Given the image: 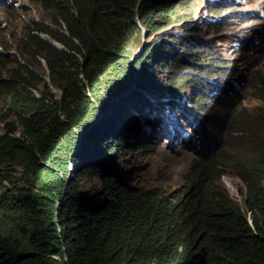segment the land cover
<instances>
[{
	"label": "trees",
	"instance_id": "trees-1",
	"mask_svg": "<svg viewBox=\"0 0 264 264\" xmlns=\"http://www.w3.org/2000/svg\"><path fill=\"white\" fill-rule=\"evenodd\" d=\"M33 1L51 11V21L58 29L33 19L22 36L21 48L27 57L46 63L48 77H36L47 95L23 96L24 70L17 69L12 81L0 79V89H7L8 109L17 122L0 131V264H264V133L253 122L239 117L232 121L239 97L231 91L232 84L256 66V60L247 56L244 70L232 68L225 83L217 82L216 104L197 113L194 120L208 126L221 146L197 150L177 197L170 200L157 187L124 186L106 173L117 155L140 151L153 142V135L136 121L146 117L141 110L147 102L91 127L87 146H83V134L78 151H69L74 164L70 180L43 187L47 191L41 192L36 187L47 185L46 178L53 172L44 162L52 165L55 151L88 114L91 101L86 88L97 94L100 79L106 82L105 73L120 68L113 63L127 55L124 40L139 29L137 19L151 20L149 30L162 24L175 6L171 0ZM158 9L160 16L155 17ZM171 41L152 45L145 54L155 52L157 58L163 55L165 62L176 65L180 60L210 65L176 58L177 47ZM137 53L132 63L142 73L151 57L144 54L136 60ZM185 68L191 72L190 65ZM32 70V64H26L25 71L30 74ZM205 72L201 70L198 76L208 79ZM190 74L195 75L180 73L165 84L170 89L180 87V79L188 76L184 82L196 90V101L201 100L198 82ZM260 79L261 85L252 81L250 87L259 86L264 96V77ZM141 81L148 90L163 86L154 74L147 73ZM54 88L61 91L60 97L51 96ZM136 96L118 106L138 102ZM148 112L155 119L156 110ZM258 121L264 122V116ZM228 164L246 184L245 207L222 181ZM91 174L99 178L100 188L81 190V182Z\"/></svg>",
	"mask_w": 264,
	"mask_h": 264
},
{
	"label": "rangeland",
	"instance_id": "rangeland-1",
	"mask_svg": "<svg viewBox=\"0 0 264 264\" xmlns=\"http://www.w3.org/2000/svg\"><path fill=\"white\" fill-rule=\"evenodd\" d=\"M175 8L170 16L162 23L153 25L154 28L148 30V26L153 24L150 21L139 20V29H134L133 33L124 40L127 55L119 62L113 63L118 66L117 72H106L104 76L106 82L100 79L99 90L96 93L89 92L91 104L88 114L83 117V123L78 125L67 137L61 149H57L56 156L51 157L52 165L44 162L43 165L49 166L51 172L47 178V185L37 186L41 192L47 191L44 188L60 186L63 181L70 180L69 163L71 156L69 151H73L80 138L83 137V146H87V140L91 132V127L105 120L108 116L116 119L124 110L125 115L134 108L147 102L142 107V113L146 116L137 121L148 133L153 135V142L150 146L143 147L140 151L128 152L126 155H117L116 161H112L125 174L132 185L137 187H157L163 196L168 199L177 197L182 192L185 184V174L189 171L192 160L197 157L196 150L202 149V144L193 142L195 128L203 124L199 120H194L197 113L207 110L213 106L219 92L218 83L208 81L207 78L199 77L201 70H206L204 75L213 81L225 83L229 78V73L235 66L244 70L247 56H252V60L258 63L245 70L248 78L247 87L240 89L237 102V112L232 121L239 117L243 122H253L260 133H264V122L258 119L264 116L261 111L264 109V96L259 91V86L250 87L252 81L261 85L260 77H264V0H183L176 2L171 0ZM161 2H164L162 0ZM50 10L41 6V2L33 0H0V56L4 59L0 63V79L12 81L14 72L24 70L23 83L25 87H20L23 96L29 99L32 95H47L48 90L38 84L40 78L48 77L46 63H39L36 59L28 58L21 48L22 36L29 30L28 26L33 19L46 21L52 30L58 29V25L51 21ZM160 10H156V16ZM165 25V26H162ZM161 26V27H160ZM160 27V28H158ZM158 31V32H157ZM257 31H262L259 34ZM254 36L259 37L254 39ZM108 38L107 40H109ZM166 39H171L177 47L176 58H193L195 61L208 63L209 66L190 64L180 60V65L172 64L171 60L167 63L153 54H145L153 45L160 44ZM23 45V44H22ZM161 46L164 44H160ZM140 51V52H139ZM138 52V53H137ZM192 52L195 56L187 54ZM137 53V59L141 60L145 54L149 56L142 73L136 66H132L133 56ZM155 57V58H154ZM145 58V57H144ZM137 63V62H136ZM165 63L166 66H163ZM179 63V62H178ZM26 64H32V73L25 71ZM140 61L138 66H141ZM190 65V71L195 75L190 76L197 80V88L202 95V99L196 101L197 92L192 90L190 83H185L188 78L182 77L177 86L171 89L165 83H169L175 75L180 73H191L185 68ZM170 68H168V67ZM167 67V68H166ZM110 73V74H108ZM147 73L154 74L157 83L163 86L158 89L148 90L142 85L141 79ZM108 74V75H107ZM110 75V76H109ZM130 75V76H129ZM129 76V78H128ZM120 79L119 81H117ZM28 82H31L29 85ZM117 84L120 86L117 87ZM87 85V84H86ZM115 87L112 88V86ZM1 86V85H0ZM149 88V87H148ZM111 89V91H110ZM5 89H0V131H6L12 126L17 125L16 118L12 110L8 109L10 98L5 94ZM60 97L59 89L51 90V96ZM136 102L126 107H119L121 103L132 101ZM131 98V99H130ZM222 103L227 100L221 97ZM111 100H114L112 108H109ZM135 101V100H134ZM141 102V103H139ZM130 103V102H129ZM155 109L156 114L153 119L149 109ZM109 111L108 113H105ZM261 113V114H260ZM263 119V118H262ZM220 123H223L220 121ZM195 127L192 130V126ZM84 125V129L81 128ZM203 128H208L203 124ZM200 137V134L196 135ZM101 141V140H100ZM75 151V150H74ZM206 151V150H204ZM84 150L78 152L83 154ZM94 155V154H93ZM115 155V153H113ZM55 157V158H54ZM120 157V158H119ZM119 158V159H118ZM94 159L95 155H94ZM106 157L105 160H110ZM107 161H105L106 165ZM232 164L224 167L225 174L222 181L228 189L230 195L245 207L246 184L237 175ZM58 169V170H57ZM18 175H21L20 172ZM91 174L81 182V190L86 191L100 185L98 177ZM44 187V188H43ZM69 189L72 185L68 186ZM58 192V189L55 190ZM56 205L58 202H55ZM155 264V263H152Z\"/></svg>",
	"mask_w": 264,
	"mask_h": 264
},
{
	"label": "water",
	"instance_id": "water-1",
	"mask_svg": "<svg viewBox=\"0 0 264 264\" xmlns=\"http://www.w3.org/2000/svg\"><path fill=\"white\" fill-rule=\"evenodd\" d=\"M247 77H244V80L240 81L238 83L243 86H245L244 84H246V79ZM232 91V89H231ZM198 133H200V140L202 141V145L205 146L207 145V147L210 149L212 148H217L219 146V140L216 138L215 135H213L208 129L203 128L200 129L198 131ZM106 173L108 175H112L114 177H116L117 181H119L122 185L127 186V187H131L130 185V181L127 179L126 174L120 169L118 168L116 165L110 163L109 164V168L106 170Z\"/></svg>",
	"mask_w": 264,
	"mask_h": 264
},
{
	"label": "clouds",
	"instance_id": "clouds-1",
	"mask_svg": "<svg viewBox=\"0 0 264 264\" xmlns=\"http://www.w3.org/2000/svg\"><path fill=\"white\" fill-rule=\"evenodd\" d=\"M140 52V51H139ZM132 66H133V63H132ZM244 77L245 76H243L240 80H239V82L242 80H244ZM247 79V81H246V84H244L245 86H243L242 87V83L241 84H239L238 85V83L239 82H233V84H232V86H234V87H231V89L233 90V92H236L237 94H239V91L237 90V88L236 87H239L240 89H243L244 87H247V84H248V78H246ZM208 81H210V82H213V83H216L217 84V82L216 81H213L212 79H210V78H208ZM218 88H219V85H218ZM219 91H220V88H219ZM219 94V93H218ZM202 96V95H201ZM218 96V95H217ZM202 126L203 125H201L200 126V128H198L197 127V129L195 130V135H194V138H193V142L195 143V145H197V141H200L201 142V144H202V141L200 140V137H195L196 135H198V134H200V133H198V131L200 130V129H202ZM194 127V126H193ZM143 128V127H142ZM78 129V128H77ZM144 129V128H143ZM206 129H208V128H206ZM192 130H193V128H192ZM209 131H210V129H208ZM211 132V131H210ZM212 133V132H211ZM213 134V133H212ZM213 135H215V134H213ZM216 136V138L218 139V136L217 135H215ZM80 138V141H81V137H79ZM219 140V139H218ZM80 141L78 142V144H77V146H76V148H75V151L74 152H77L78 151V149H79V144H80ZM221 146V142H220V140H219V146L217 147V148H219ZM217 148H208L207 147V145H205V146H203L202 145V149H206L207 151H209V150H215V149H217ZM196 153L198 154V152H197V150H196ZM70 164V165H67V166H69V170H73V167H74V164L71 162V160H70V162H67L66 164ZM58 170V169H57ZM130 185H131V187L133 186L131 183H130Z\"/></svg>",
	"mask_w": 264,
	"mask_h": 264
},
{
	"label": "bare ground",
	"instance_id": "bare-ground-1",
	"mask_svg": "<svg viewBox=\"0 0 264 264\" xmlns=\"http://www.w3.org/2000/svg\"><path fill=\"white\" fill-rule=\"evenodd\" d=\"M113 103H114V100H111V104H110L109 108H112ZM108 112H109V111H106L105 113H108ZM108 117H110V115H109ZM82 136H83V135H82Z\"/></svg>",
	"mask_w": 264,
	"mask_h": 264
}]
</instances>
